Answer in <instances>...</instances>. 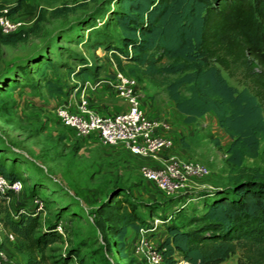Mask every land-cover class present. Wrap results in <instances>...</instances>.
I'll use <instances>...</instances> for the list:
<instances>
[{
	"label": "rangeland",
	"instance_id": "obj_1",
	"mask_svg": "<svg viewBox=\"0 0 264 264\" xmlns=\"http://www.w3.org/2000/svg\"><path fill=\"white\" fill-rule=\"evenodd\" d=\"M15 1L7 3L12 6ZM25 1L36 9L34 15L20 12V17L29 18L30 27L21 36H11V42L0 37V165L23 183L10 209L1 206L0 217L4 222L19 208L34 211L41 225L38 232L53 227L61 235V241L45 249V264H142L133 249L134 233L125 241L126 258L115 248L106 249L95 226L96 207L118 188L150 223L149 240L155 244L165 232L162 223L153 225L154 218L170 216L169 220L183 226L192 213L202 209L200 200L187 207L175 203V198L164 196L141 176L146 160L121 146H104L95 136L77 138L55 115L57 106L76 102L83 94L93 109L102 106L104 111L110 107L116 111L124 106L108 85L119 69L107 47L123 48L115 20L119 0ZM221 73L229 84L243 87L239 76ZM132 75L145 101L154 103L159 112L173 110L166 85L174 75L150 77L142 69ZM180 92L189 94L186 87ZM214 138L219 139V133L200 119L178 142L190 154L187 158L209 168V175L199 178L205 188L231 185L239 169L227 162L225 149H218ZM242 166L264 174V139L258 156L246 158ZM8 255L15 264L25 261L17 247ZM241 255L238 248L220 264H248Z\"/></svg>",
	"mask_w": 264,
	"mask_h": 264
},
{
	"label": "trees",
	"instance_id": "obj_2",
	"mask_svg": "<svg viewBox=\"0 0 264 264\" xmlns=\"http://www.w3.org/2000/svg\"><path fill=\"white\" fill-rule=\"evenodd\" d=\"M119 6L115 20L123 48L107 47L118 69L130 76L140 69L150 77L174 75L166 91L175 108L186 123L212 111L231 140L226 160L239 167L231 185L200 194L203 209L186 224L163 221L166 236L156 246L162 253L160 264H177L179 258L190 264H220L238 248L248 264H264V174L242 166L246 158L258 156L264 139V0H119ZM35 10L25 0L8 7L18 15H34ZM13 35L22 33H0L5 43ZM221 70L239 76L242 89L230 85ZM185 87L188 95L180 92ZM212 142L222 149L218 139ZM0 173L18 179L3 165ZM13 216L0 221L15 236L25 257L22 264H45V249L61 241V235L53 227L38 232L34 211L19 208ZM94 216L106 249L115 248L121 258L127 257L128 229L150 228L118 188L96 207Z\"/></svg>",
	"mask_w": 264,
	"mask_h": 264
},
{
	"label": "built area",
	"instance_id": "obj_3",
	"mask_svg": "<svg viewBox=\"0 0 264 264\" xmlns=\"http://www.w3.org/2000/svg\"><path fill=\"white\" fill-rule=\"evenodd\" d=\"M8 7L7 0H0V33L23 34L31 21L18 14H10ZM108 85L124 101L121 109L109 113L96 111L83 94L76 102L69 101L57 106V120L77 138L95 136L104 146H121L146 160L140 169L141 176L153 182L164 196L175 198L174 202L179 201L182 207H187L197 199L190 195L196 180L208 176L209 168L199 160L181 158L174 153V141L165 135L171 130V124L162 114L149 115L146 112L142 89L133 76L116 70ZM22 189L23 183L19 179L10 180L0 173V206L10 209L13 196ZM169 217L164 220L156 217L153 225L159 226ZM152 230L151 227H141L133 242L134 252L141 256L142 264L162 262V253L149 240ZM13 241L15 236L7 232L0 221V264H15L5 248L6 243ZM177 264L190 263L179 258Z\"/></svg>",
	"mask_w": 264,
	"mask_h": 264
},
{
	"label": "crops",
	"instance_id": "obj_4",
	"mask_svg": "<svg viewBox=\"0 0 264 264\" xmlns=\"http://www.w3.org/2000/svg\"><path fill=\"white\" fill-rule=\"evenodd\" d=\"M231 85V84H230ZM238 89V88H237ZM242 89V88H241ZM240 90V89H239ZM119 99V98H118ZM172 102V101H171ZM144 103H145V106H147L150 110V112L152 113H150L151 115H155V114H157V113H159V114H162V116L167 120V122H169L170 124H171V130L170 131H168V132H165V135H168V136H170L172 139H173V141H174V153L177 155V156H179V157H181V158H187V157H189L190 156V154L188 153V152H186L184 149H182L181 147H180V145H178L179 143L178 142H180L181 141V138L184 136V135H188L189 134V129H190V125H193V124H195L198 120H200V119H203V121L206 123V124H208V123H210L212 126H213V128H214V130H216L218 133H219V142H220V144H221V146H222V148H224L225 149V152H226V148H227V146L229 145V143H230V138L223 132V130L218 126V123H217V119L215 118V115L213 114V112L212 111H209V112H207V113H205L204 115H202L201 117H198L194 122H192V123H186L185 122V115L183 114V113H180L176 108H175V105H174V103H173V110H171V112L170 113H164V112H159V110L156 108V105L154 104V103H148L147 101H145V99H144ZM103 107H105V106H103ZM102 108V106H100V107H97V108H95L96 109V111H99V112H107V113H109V112H114L115 111V109H113V107H110V108H108L107 110H105L104 111V109H101ZM217 139V138H216ZM227 155V154H226ZM199 182H200V180L199 179H197L196 180V184H195V186L192 188V193L194 194V193H199L200 192V194L201 193H203V192H206V191H208V190H210V189H213V188H215V187H211V186H208V188H205L204 186H201L200 184H199ZM192 194V195H193ZM198 195V196H195V197H197V199H199L200 200V203H201V206H202V209H203V198L201 197V195ZM177 201H175V203H176ZM202 209H200V210H198V211H195L194 213H200L201 212V210ZM165 232V231H164ZM131 233H134V235L135 236H137L138 235V231H134L133 229H131V228H129L128 229V232H127V236H129ZM166 236V232H165V234H164V236H163V238ZM162 238V239H163ZM162 239H160L158 242H156L155 244H153L154 246H157L158 245V243L162 240ZM14 245V248L16 249V247H17V245H16V243H14L13 244ZM5 248H6V250L9 252V253H11V252H13L14 251V248L12 247V244H11V242H8V243H6V245H5Z\"/></svg>",
	"mask_w": 264,
	"mask_h": 264
}]
</instances>
